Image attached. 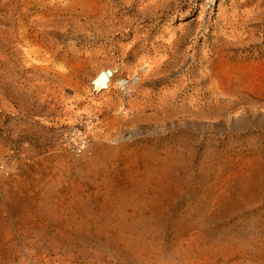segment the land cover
Returning <instances> with one entry per match:
<instances>
[{
  "label": "rangeland",
  "instance_id": "obj_1",
  "mask_svg": "<svg viewBox=\"0 0 264 264\" xmlns=\"http://www.w3.org/2000/svg\"><path fill=\"white\" fill-rule=\"evenodd\" d=\"M263 13L0 0V264H264Z\"/></svg>",
  "mask_w": 264,
  "mask_h": 264
},
{
  "label": "built area",
  "instance_id": "obj_2",
  "mask_svg": "<svg viewBox=\"0 0 264 264\" xmlns=\"http://www.w3.org/2000/svg\"><path fill=\"white\" fill-rule=\"evenodd\" d=\"M116 74V70L115 69H106L105 70V79L103 81L102 84H100L97 89L98 90H101V89H106L108 88V85H109V80L110 79H113L114 76ZM133 78L134 77H131V78H128V77H120L119 79H117L116 82H118L117 85L118 88L120 89V91L123 93V94H128L130 93L131 89V85L133 83ZM70 140H72V148H73V151L76 153V154H80L82 152L85 151L86 147H87V139H86V134L84 133L83 130H74L70 133Z\"/></svg>",
  "mask_w": 264,
  "mask_h": 264
},
{
  "label": "bare ground",
  "instance_id": "obj_3",
  "mask_svg": "<svg viewBox=\"0 0 264 264\" xmlns=\"http://www.w3.org/2000/svg\"><path fill=\"white\" fill-rule=\"evenodd\" d=\"M246 2V1H245ZM242 7V6H241ZM220 14V13H219ZM264 14V13H263ZM222 16V15H221ZM234 17V16H233ZM111 21V20H110ZM108 22V21H107ZM87 23V22H86ZM101 23V22H100ZM97 24V23H96ZM109 24V23H108ZM235 25V24H234ZM242 40V39H241ZM170 42V41H169ZM233 43L235 44V43H238L237 42V40H235V41H233ZM105 71L104 70H101L98 74H97V76L95 77V79H94V86L97 88L100 84H102L103 83V81H104V79H105ZM204 78H205V76H204ZM109 85H111L113 82H114V78L113 79H110L109 80ZM118 83V82H117ZM109 85H108V87H109ZM119 86V85H118ZM120 88V87H119ZM208 90H210V91H214V89H213V87H209L208 88ZM210 93V92H209ZM165 104V106L166 105H168L167 104V102L166 103H164ZM163 104V105H164ZM168 107V106H167ZM164 108V107H163ZM165 109V108H164ZM167 113V112H166Z\"/></svg>",
  "mask_w": 264,
  "mask_h": 264
}]
</instances>
